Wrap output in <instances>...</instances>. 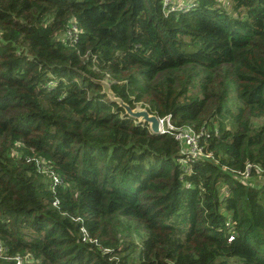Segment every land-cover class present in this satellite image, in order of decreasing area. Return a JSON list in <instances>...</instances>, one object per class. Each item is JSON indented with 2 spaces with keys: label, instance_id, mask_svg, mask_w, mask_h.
<instances>
[{
  "label": "trees",
  "instance_id": "1",
  "mask_svg": "<svg viewBox=\"0 0 264 264\" xmlns=\"http://www.w3.org/2000/svg\"><path fill=\"white\" fill-rule=\"evenodd\" d=\"M191 2L0 0V240L9 256L264 264V181L227 170L264 167V0H225L228 10ZM72 21L74 44L63 38ZM97 80L131 107L207 128L213 160L182 170L171 133H150ZM36 160L63 183L52 187Z\"/></svg>",
  "mask_w": 264,
  "mask_h": 264
},
{
  "label": "built area",
  "instance_id": "2",
  "mask_svg": "<svg viewBox=\"0 0 264 264\" xmlns=\"http://www.w3.org/2000/svg\"><path fill=\"white\" fill-rule=\"evenodd\" d=\"M181 1V3H178ZM163 0V6L166 10L177 9L185 6L187 2L191 0ZM79 28L74 21L70 22L63 34V38L70 44H74L78 41ZM159 118V117H158ZM162 131H169L173 136V139L179 144V157L177 161L180 163L182 170L189 172L190 166L189 161L198 159H210L213 160V155L211 152L205 150V145L210 136L207 128L204 126L199 129H194L187 125H175L169 117L159 118ZM162 132V133H163ZM218 130H214V135L216 136ZM37 168L44 173H49L50 183L52 187L59 186L63 183L62 178L51 170V165L43 160H36ZM230 175L242 183H251L252 174L258 176V179L262 178L260 174L264 171V167L258 164L245 162L241 168H227ZM231 238L228 237L227 240ZM89 239L86 231L82 235V241L87 242ZM0 258L4 261L1 264H26L32 261V257L29 255L25 256H9L6 247L0 240Z\"/></svg>",
  "mask_w": 264,
  "mask_h": 264
},
{
  "label": "water",
  "instance_id": "3",
  "mask_svg": "<svg viewBox=\"0 0 264 264\" xmlns=\"http://www.w3.org/2000/svg\"><path fill=\"white\" fill-rule=\"evenodd\" d=\"M98 84L102 86V92L105 93L108 98L118 104L126 115L134 119L137 123L147 124L150 133L160 134L162 133L161 124L156 114L149 112L145 107L135 106L131 107L124 102L120 97L115 96L110 84L105 80H97Z\"/></svg>",
  "mask_w": 264,
  "mask_h": 264
},
{
  "label": "rangeland",
  "instance_id": "4",
  "mask_svg": "<svg viewBox=\"0 0 264 264\" xmlns=\"http://www.w3.org/2000/svg\"><path fill=\"white\" fill-rule=\"evenodd\" d=\"M220 1H221V3L223 4V6L226 8V10H228V9H227L228 6H225V5H227V3H225V0H220ZM178 3H181V1H178ZM190 5H193V2H187V3L185 4V6H183V7H188V6H190ZM137 106H140V105H137ZM259 181H260L259 184H261L262 181H264V179L261 178V179H259Z\"/></svg>",
  "mask_w": 264,
  "mask_h": 264
}]
</instances>
